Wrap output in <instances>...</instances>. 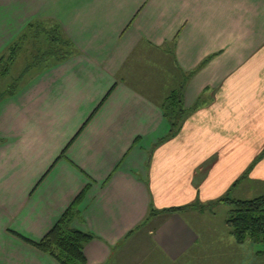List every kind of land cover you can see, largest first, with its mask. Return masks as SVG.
<instances>
[{"label":"crops","instance_id":"1","mask_svg":"<svg viewBox=\"0 0 264 264\" xmlns=\"http://www.w3.org/2000/svg\"><path fill=\"white\" fill-rule=\"evenodd\" d=\"M37 20L79 54L0 101V264H59L19 236L82 193L86 264L230 263L243 243L200 217L264 196V0H0V55ZM173 69L188 113L169 136Z\"/></svg>","mask_w":264,"mask_h":264},{"label":"trees","instance_id":"2","mask_svg":"<svg viewBox=\"0 0 264 264\" xmlns=\"http://www.w3.org/2000/svg\"><path fill=\"white\" fill-rule=\"evenodd\" d=\"M78 54L79 51L76 45L65 33L60 23L44 20L30 23L5 52L0 55V77H7L20 57L26 62L25 68L20 75L13 78L12 83L6 87V91L4 90L0 94V101L15 95L18 91L19 81L23 80L31 70L35 68H42L41 71L47 70L50 67L66 62ZM195 72L196 70L188 73V78ZM112 91L109 92L102 103L106 101ZM183 96L184 91L181 88L173 91L163 103L165 118L171 124L169 136L174 135L179 130L188 113V109L184 105ZM88 123L89 121L70 145H72ZM69 146L64 150L60 158L66 157ZM84 197L85 193H82L41 241L33 242L24 237H19L54 258L59 264H86L85 245L93 240L94 236L88 232L75 229L72 225L78 215V205ZM222 203L231 206L227 226L230 228L229 234L239 244L247 241L264 242V196L250 200H239L227 195L217 200L212 204V207ZM192 208L194 206L171 208L168 212L180 213ZM155 213L151 211L149 217H152Z\"/></svg>","mask_w":264,"mask_h":264},{"label":"rangeland","instance_id":"3","mask_svg":"<svg viewBox=\"0 0 264 264\" xmlns=\"http://www.w3.org/2000/svg\"><path fill=\"white\" fill-rule=\"evenodd\" d=\"M25 65H26V62L22 59V57H20L16 61V63L13 65L9 75L7 77H0V94L6 89L7 83L11 84L13 81V78H16L17 76L20 75L22 70L25 68ZM41 70L42 68H35L31 70V72L26 76V78L22 81L21 84L24 85L26 80L28 81L32 79L33 77H35ZM171 78L172 80H175V82L172 83V88H173L172 91H173L174 89L177 88L176 86H178L179 82L184 79L182 78V76L180 77L177 70H174V69H173V75L171 76ZM155 84H159L158 89L160 93L162 92L160 89L165 88L166 93L167 91L171 89V87L168 84H166V86L160 83H155ZM230 211H231L230 205L225 204V203L218 204L212 210V212L207 211L205 213V216L200 217V219L204 223H208V224L214 223L216 227H219L220 231L222 232L223 231L226 232L225 228H227V232L229 233L230 228L227 226V220L230 217ZM229 245L230 243H227V247ZM233 246L234 248L229 247V248H226L225 251L221 249L220 253L216 255V258L218 256V257H221L224 261L228 262L226 258L230 257L231 262L227 264H264V242L247 241L243 243L242 247H239L237 244ZM259 252H263V256L255 255V254H259ZM235 255L236 257L233 258L235 259V261H233L231 257H234Z\"/></svg>","mask_w":264,"mask_h":264}]
</instances>
